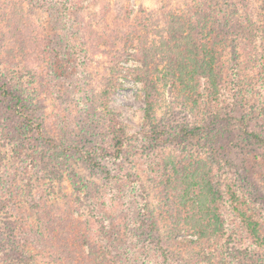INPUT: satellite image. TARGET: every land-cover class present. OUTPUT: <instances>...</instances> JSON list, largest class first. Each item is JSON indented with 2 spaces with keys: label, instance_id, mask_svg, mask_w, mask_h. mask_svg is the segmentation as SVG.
I'll return each instance as SVG.
<instances>
[{
  "label": "rangeland",
  "instance_id": "rangeland-1",
  "mask_svg": "<svg viewBox=\"0 0 264 264\" xmlns=\"http://www.w3.org/2000/svg\"><path fill=\"white\" fill-rule=\"evenodd\" d=\"M221 1L238 22L250 18L249 38L242 34L251 50L236 48L239 67L235 73L222 69L221 89L215 90L195 73L181 84L160 79L180 59L169 46L173 17L212 0H0V82L30 101L32 116L52 140L37 142L32 152L7 138L0 118V264H88L97 246L112 252L115 264L228 260L226 250L180 223L182 204L189 203L180 198L187 185H178L193 168L199 184L206 180L244 196L246 208H226V235L244 257L246 247L255 249L238 219L239 212L257 216L264 230V203L250 198L246 181L264 194V151L228 127L227 119L248 116L264 137V0H243L245 11ZM225 39L231 44V36L217 44ZM218 51L230 66V50L220 44ZM254 53L261 65L246 63L244 56ZM141 70L153 74L157 97L149 96L154 86L138 77ZM109 84L115 88L107 96ZM217 116L227 135L205 149L200 132ZM115 117L121 132L112 134L107 124ZM150 123L163 130L157 144L149 139ZM185 127L200 131L175 140L186 135L180 132ZM116 138L124 148L114 158ZM65 218L77 224L82 244L67 241L58 250L53 234ZM15 251L25 258H10Z\"/></svg>",
  "mask_w": 264,
  "mask_h": 264
},
{
  "label": "trees",
  "instance_id": "trees-1",
  "mask_svg": "<svg viewBox=\"0 0 264 264\" xmlns=\"http://www.w3.org/2000/svg\"><path fill=\"white\" fill-rule=\"evenodd\" d=\"M232 1L240 10H246L245 1ZM237 7L235 10H237ZM235 16L236 15H230L227 3L221 0H212L210 3H197L196 7H190L189 14L185 17H173L174 22L169 25L167 34L169 35V46H172L174 49L173 51L180 53L178 56L180 59L177 65H175V68L171 69L168 75L160 78L161 81L169 83L168 79H176L173 80V83L181 84L184 80L185 82L188 81L190 76L195 73L215 90L218 89L220 87L218 83L223 77H221L222 69L228 70L229 68L235 73L237 67H239L238 51L236 48L238 46L247 45V50H251L250 45L247 43L249 41L246 42L247 38H245V36L249 38L248 31L245 30V28L251 23L249 21L250 18H246L244 24V19L240 23L235 20ZM243 32L244 34L246 32L247 35L245 34L244 36L242 34ZM230 36L232 37L231 40L229 39L231 44L226 41L227 39L224 40L226 44L219 43V45L223 44L225 48L227 47V49L230 50L232 64L228 66L222 61L220 56L221 53L218 51L219 45L217 43L223 38ZM248 54L244 56L247 64L257 63L261 65L259 58H255V53L254 56L252 55L251 59H247ZM143 71L141 70L138 72V77L148 78V83H152L154 86V91L152 90L149 96L153 97L156 95L157 97L158 92L155 87L156 84L152 80L154 78L153 74L146 70ZM114 88V84H109L105 90L106 95L108 96L109 93H112ZM151 89H153V87ZM151 111L153 112V104L148 103L146 119H149V121L151 119ZM31 112L32 106L27 98L24 99L21 93L10 83L0 82V118L6 120L4 125L6 129L4 128V130L7 133V138H11L12 140L15 139V141L19 139L21 143L25 142V147H31L32 152H35L32 146H35L37 142L52 143V140L47 136L42 121L34 118ZM107 116L110 118L114 117L112 113H109ZM220 118L221 116L215 117L210 123L211 127L208 130L200 132L203 141L202 146L205 147V149H211L213 146L216 147V143L219 144L221 138L227 135V132L221 129ZM227 121L228 127H232L247 139L248 142L255 144L264 151V137L252 128L251 120L248 116L232 113ZM231 121H234L235 124H231ZM149 126L150 141L155 144L159 143L162 139L163 130L155 128L151 123ZM185 128L181 129L180 132L186 135L175 138V140L186 139L189 136H194L195 132L200 131L194 128L190 130H188V127ZM107 131L112 134L121 132L116 117L108 121ZM227 131L230 133L231 130L229 129ZM123 148V140L116 138L113 157H119ZM74 151H76V154H80V158L85 160L86 164L90 165L93 163V160L88 156L89 154L87 152H79L80 150L78 148H75ZM245 159L248 161L246 156ZM262 159L264 160V156ZM193 170L195 169H186V182L182 181L178 185L179 188L182 187L184 183L187 185L185 189L182 190L180 198L189 203V207L182 204L183 210L180 212L182 214L179 213L182 215L180 223L181 225L185 224L184 226L186 228L193 230L194 234L200 237L199 240L201 239L210 243L211 239L216 247L220 246L221 249L227 251L226 253L229 255L228 260L217 259L213 263L209 260L210 264H259L260 261L261 264H263L264 230L262 231L261 221L258 220L259 218H257V216L248 218L245 217L242 212H239V215L242 214V217H239L238 220L242 223L246 231L249 232L252 239H249L248 243L251 244V247L255 248L246 247L245 252L247 257L241 254V246H235V242L232 238L226 235V219L228 217L226 208L229 209L232 207L236 213H238L239 207L242 206L246 208L244 196H237V193L230 188L226 192H223L222 187H217L212 182L206 180H202L199 184L193 178L194 175L190 174V171ZM241 172L246 173V170L241 168ZM243 173H241V175ZM246 181L249 186V191L252 192L250 198H254L255 195V200L264 203V194L261 186L257 185L252 180L249 181L248 178ZM190 187L196 188V190H192L191 193H189ZM65 219L66 221L63 224L68 226V230H65V226H57L58 230L59 228L60 230L53 234V238L55 239L53 247L58 250L66 247L67 241L71 244L74 243L75 246H81L82 244L81 239L83 235L76 232L75 228L72 226L73 224L76 227L77 224L71 223L72 220L69 218ZM97 247V249L92 250L93 256H89L88 264H115L112 252L108 251L103 246ZM17 253L18 252L15 251L10 258L15 259L16 257L18 258L17 260L20 261L21 258H25L21 253L17 256ZM6 257L7 255L4 254L5 259Z\"/></svg>",
  "mask_w": 264,
  "mask_h": 264
}]
</instances>
